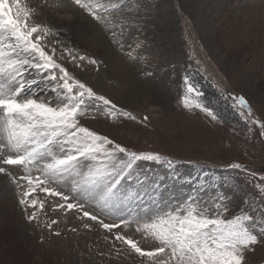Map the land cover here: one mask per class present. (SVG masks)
<instances>
[{
	"label": "snow or ice",
	"instance_id": "1",
	"mask_svg": "<svg viewBox=\"0 0 264 264\" xmlns=\"http://www.w3.org/2000/svg\"><path fill=\"white\" fill-rule=\"evenodd\" d=\"M69 5L87 24L102 30L110 50L133 64L147 60L148 45L140 38L145 7L140 0H0V185L14 193L27 223L40 227L41 215L48 221L58 214L65 231L94 232L97 254L113 264L128 258L132 264H248L249 254L264 247V174L240 162L228 165L227 170L248 177L249 190H241L238 205L233 204L235 191L214 193V207L191 194L181 202L164 203L163 177L149 181L148 171L154 165L174 169L176 162L118 142L89 123L102 118L147 126L148 116L137 121L131 111L82 79L89 67L99 72L105 60L78 51L75 39H64L73 31V21L39 20ZM154 75L141 72L144 79ZM182 79L187 94L203 96L189 75ZM220 91L247 132L264 140V117L249 99ZM181 99L182 108L193 107L188 95ZM194 107L220 123L212 108L199 103ZM169 175L180 182L173 172ZM200 187L196 184L193 190L199 194ZM60 222L51 219L43 227L52 231ZM145 240L154 243L146 245Z\"/></svg>",
	"mask_w": 264,
	"mask_h": 264
},
{
	"label": "rangeland",
	"instance_id": "2",
	"mask_svg": "<svg viewBox=\"0 0 264 264\" xmlns=\"http://www.w3.org/2000/svg\"><path fill=\"white\" fill-rule=\"evenodd\" d=\"M193 2L140 0L145 6L141 13L143 31L140 38L148 45L146 62L133 64L121 58L129 70L126 74L128 78L109 74L111 65L106 62L99 72L89 67L82 74L85 82L131 111L137 121L148 116L147 126L131 120L106 121L102 118L89 123L118 142L160 152L176 162L174 169L154 165L148 171L149 181L163 177L166 187L161 199L164 203L172 205L191 194L198 201L210 202V206L214 207V193L235 191L233 204L238 205L243 194L241 190H249L246 183L248 177L241 171H229L227 167L230 163L240 162L249 171L264 174V140L258 134L253 136L247 132L242 118L229 106L231 102L223 99L220 90L244 94L254 111L264 117V47L259 45L264 36L252 25H247L249 22L242 23L230 13H225L230 17H225L223 21L219 12L215 11L219 1L211 3V13L207 12L208 15L201 21L193 12ZM235 22L240 24L236 26ZM64 39L71 43L68 37ZM76 47L82 53L103 59L91 50ZM173 65L176 71L172 70ZM67 66L72 70L71 65ZM149 69L155 72L154 77L142 78L141 72ZM75 71L80 74L79 69ZM184 75H189L190 81L203 96L187 94L182 79ZM185 95H188L193 107H181V97ZM198 103L212 108L220 123L212 122L204 112L194 107ZM170 172L179 177L180 182L172 180ZM187 178H192L193 183H184ZM196 184L201 185L199 194L193 190ZM14 204L15 211L23 216V222L0 214V264H113L97 254L99 242H92L96 238L94 232L77 234L65 231L64 218L58 214H51L48 221L41 215L40 227L36 223L29 224ZM197 207L201 205L197 204ZM51 219L61 222L49 231L43 225ZM71 223L69 220L68 224ZM57 230L62 232L61 236L53 234ZM41 236L45 238L43 243L40 242ZM144 243L152 245L154 242L145 240ZM99 247L103 249L105 246ZM121 264H132L131 258ZM248 264H264V247L258 246L254 253L249 254Z\"/></svg>",
	"mask_w": 264,
	"mask_h": 264
},
{
	"label": "bare ground",
	"instance_id": "3",
	"mask_svg": "<svg viewBox=\"0 0 264 264\" xmlns=\"http://www.w3.org/2000/svg\"><path fill=\"white\" fill-rule=\"evenodd\" d=\"M193 12L196 13L199 20L202 21L205 16L208 15V13H211L210 5L211 3L215 1H219V6L215 8L216 12H219L221 18L225 19V17L232 15L235 16L237 20H241L242 23L249 22L247 25H252L256 30L263 33L264 36V0H193ZM25 3H28L29 0H24ZM229 2L227 5L226 3ZM236 2V6L233 7V3ZM216 4V3H215ZM214 7V6H213ZM213 10V9H212ZM208 12V13H207ZM213 12V11H212ZM214 12V13H216ZM213 13V14H214ZM225 13L227 15H225ZM207 14V15H206ZM245 15V17H241L242 15ZM173 15V14H172ZM214 16V15H213ZM247 17V18H246ZM217 18V17H215ZM218 19V18H217ZM248 19V21H246ZM40 21H46V22H55V23H62L64 20H71L73 21V31H70L68 33L69 40L75 39L76 45L78 47H84L85 50H91L92 52L99 54L102 56L103 60L111 68L112 71H110L113 76H116L118 78V75L122 79L123 76L128 78L126 74L129 72L127 69V66L123 64L124 57L120 55L119 52L110 50L108 48L107 42L103 38L102 31L96 27L91 26L87 24V22L84 20L83 17H78L77 14L73 9H71V6L69 5L66 10H63L59 12L56 16L50 17L47 13H44L39 18ZM164 20V19H163ZM212 20V19H211ZM236 20V19H235ZM238 20V21H239ZM209 21V20H208ZM219 21V20H218ZM222 21V22H223ZM231 21V20H230ZM206 22V21H205ZM215 22V21H214ZM228 22V21H227ZM234 22V21H233ZM217 23V22H216ZM219 23V22H218ZM226 23V22H224ZM229 23V22H228ZM207 24V23H206ZM212 24V23H211ZM214 24V23H213ZM232 24V23H231ZM240 24L235 22L234 25ZM210 25V24H209ZM230 25V24H229ZM233 25V24H232ZM233 25V26H234ZM165 26V25H164ZM205 26V25H204ZM226 26V24H225ZM228 26V25H227ZM240 26V25H239ZM246 26V25H245ZM251 26V27H252ZM207 27V26H206ZM230 27V26H229ZM209 28V27H208ZM226 28V27H225ZM231 28V27H230ZM235 28V27H234ZM210 29V28H209ZM243 29V28H241ZM254 29V31H255ZM67 30V29H65ZM236 30V29H235ZM239 30V29H238ZM203 31V30H202ZM230 31V29H229ZM232 31V30H231ZM243 31V30H242ZM250 31V30H249ZM253 31V33H254ZM171 32V31H170ZM226 32V31H225ZM244 32V31H243ZM257 32V31H255ZM208 33V32H207ZM206 33V35H207ZM241 34V33H239ZM238 34V35H239ZM243 34V33H242ZM251 34V32H250ZM222 35V34H221ZM249 35V34H248ZM253 35V34H252ZM217 36V35H216ZM243 36V35H242ZM251 36V35H250ZM236 37V36H235ZM241 37V36H239ZM65 38V37H64ZM220 38V37H219ZM243 38V37H242ZM251 38V37H250ZM255 38V37H254ZM239 39V38H238ZM247 39V38H246ZM248 41V40H247ZM256 41V40H255ZM233 42V41H232ZM246 42V41H245ZM234 43V42H233ZM242 43V42H241ZM235 44V43H234ZM245 45V44H244ZM262 45L264 47V40L262 42ZM220 48V47H219ZM78 50V49H77ZM223 50V49H222ZM248 51V50H247ZM220 53V52H219ZM258 53V52H257ZM253 54V53H252ZM256 54V53H255ZM259 54V53H258ZM261 55V54H260ZM263 56V55H262ZM163 58V56H162ZM125 59V58H124ZM254 59V58H253ZM126 60V59H125ZM259 60V59H258ZM256 61V59H255ZM257 62V61H256ZM258 63V62H257ZM132 65V64H131ZM108 67V68H109ZM130 68V67H129ZM133 68V67H132ZM136 68V67H134ZM138 68V67H137ZM136 68V69H137ZM101 69V68H100ZM90 70V69H89ZM93 70V69H92ZM128 70V71H127ZM150 70V69H149ZM133 71V70H132ZM132 73V72H131ZM135 74V73H132ZM106 77V76H105ZM130 77V76H129ZM111 78V77H110ZM111 80V79H110ZM129 80V79H128ZM160 80V79H159ZM138 81V80H137ZM136 81V82H137ZM131 84V83H130ZM158 84V83H157ZM147 85V84H146ZM131 86V85H130ZM160 86V85H159ZM132 87V86H131ZM137 88V86H136ZM153 89V88H152ZM151 89V90H152ZM155 89V88H154ZM130 91V89H128ZM141 91H144L143 89ZM153 91V90H152ZM151 91V92H152ZM146 94V93H145ZM14 193L10 191L7 186L0 185V214L5 216L6 218H9L10 220H16L18 222H23V216L18 215V213L15 211V200H14ZM12 204V205H11ZM3 220V219H2ZM9 220V221H10ZM14 220V221H15ZM22 220V221H21ZM8 221V222H9ZM1 222V221H0ZM14 225V224H13ZM23 225V224H22ZM20 226V225H19ZM24 226V225H23ZM15 227V226H14ZM17 227V226H16ZM22 228V227H20ZM15 229V228H14ZM20 230V229H19ZM23 230V229H21ZM14 231V230H13ZM24 231V230H23ZM12 232V231H11ZM20 232V231H19ZM19 235V233H18ZM21 235V233H20ZM19 235V236H20ZM23 235V234H22ZM26 235V234H25ZM27 236V235H26ZM22 237V236H21ZM24 237V235H23ZM19 238V237H18Z\"/></svg>",
	"mask_w": 264,
	"mask_h": 264
}]
</instances>
